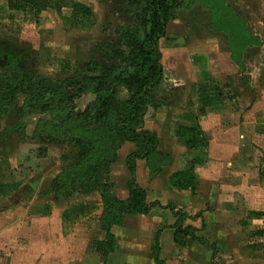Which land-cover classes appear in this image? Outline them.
Segmentation results:
<instances>
[{
	"label": "rangeland",
	"instance_id": "rangeland-1",
	"mask_svg": "<svg viewBox=\"0 0 264 264\" xmlns=\"http://www.w3.org/2000/svg\"><path fill=\"white\" fill-rule=\"evenodd\" d=\"M11 2L17 4L14 0H0V45L23 54L19 68L35 80L53 85L78 83L85 88L86 93L77 100L80 109L95 100L93 90L108 89L115 76L128 77L132 73L129 57L137 53L144 36V0H47L49 8L41 11L30 6L13 10ZM215 4L216 0H187L172 11L168 28L179 35L189 32V55L213 49L217 44L225 47L231 37L232 33L219 31L213 21V9L219 8ZM226 4L228 13L246 18L242 24L247 22L248 30L258 34L264 45V0H225ZM6 60L7 55L0 58V74L8 66ZM259 62L264 78V49ZM91 78L97 80L93 82ZM260 89L254 104L259 124L255 128L253 122L254 127L247 130L250 150L241 158L230 150L232 165L221 166L224 169L219 170V179L202 186L199 206H182L190 217L188 223L199 228L196 236L203 242L187 237L188 245L178 248L164 238L163 254L168 264H264V85ZM29 91L28 86L23 88L0 114V176L4 180L18 178L24 188L36 176L56 177L65 164L62 155L70 152L64 136L59 138L63 144H53L43 130V123L53 121V117L24 106ZM186 93V97L191 96L190 89ZM168 94L178 97L166 82L156 90V103ZM125 95L121 89L120 98ZM120 148L108 158L110 174L106 181L116 182L122 193L126 191L127 175L122 160L125 150L119 158ZM168 151V160L184 159L189 163L188 152L182 147ZM165 166L168 169L163 176L167 177L179 164L168 162ZM138 179L155 194L162 190L143 171ZM83 186L79 182L80 190L69 200L78 222L73 220L72 226L63 227L59 216L53 217L52 227L41 229L39 235L64 238L57 251L69 258L67 264H96V259L100 264L102 259L92 248L93 243L106 237L99 223L102 201L97 192L86 193ZM212 186L218 191L210 197ZM56 210L62 212L63 207ZM72 219L69 217L67 222ZM176 221L167 209L126 218L123 226L115 229L117 252L107 264H156V240L162 231L159 228L174 226Z\"/></svg>",
	"mask_w": 264,
	"mask_h": 264
},
{
	"label": "trees",
	"instance_id": "trees-1",
	"mask_svg": "<svg viewBox=\"0 0 264 264\" xmlns=\"http://www.w3.org/2000/svg\"><path fill=\"white\" fill-rule=\"evenodd\" d=\"M14 1L17 4H9L13 10L27 6L38 11L49 8L47 0ZM144 2L141 21L144 36L137 45V53L129 57L132 73L128 77L115 76L108 89L93 90L96 98L84 109L78 107L77 100L86 93L85 88L78 83L53 85L35 80L19 68L23 54L0 45V58L7 55L8 65L5 72L0 74V114L28 86L30 91L24 106L53 117V121L43 123V130L49 133V142L53 144H63L59 138L64 136L70 152L62 155L65 164L54 178L50 192L56 200H71L74 193L80 190L78 184L81 182L84 185L82 189L86 187V193L95 191L100 195L102 214L99 223L106 237L101 242L93 243V246L105 258L116 249L113 228L122 225L126 216L148 215L155 208L168 209L176 218L173 228L179 246L188 245L187 237L203 242L196 236L198 229L184 225L190 218L184 211L175 204L164 206L160 202H149L146 190L137 181L139 160L146 161L151 175L161 173L169 161L160 151L159 136L146 129L145 120L149 107L156 104V90L164 81L161 40L167 36L172 11L187 0ZM215 6H219L213 9V21L217 23V28L226 34H233L228 40L229 44L243 41V24L236 15L228 13L229 6L225 5V0H216ZM90 80L94 82L97 79ZM121 89L126 92L124 98H120ZM176 134L186 140V146L193 151V158L192 166L175 172L170 183L179 190L194 189L196 179L193 167L206 161L209 141L195 126L180 125L176 128ZM125 142L133 143L136 149L126 158L129 196L122 200L113 192V184L106 180L110 174L108 158L113 150H118ZM155 249L156 263L164 264L160 259L158 238Z\"/></svg>",
	"mask_w": 264,
	"mask_h": 264
},
{
	"label": "crops",
	"instance_id": "crops-1",
	"mask_svg": "<svg viewBox=\"0 0 264 264\" xmlns=\"http://www.w3.org/2000/svg\"><path fill=\"white\" fill-rule=\"evenodd\" d=\"M237 19L246 21V18L241 16H237ZM241 36L243 37L241 42H232L230 45L227 41L225 47L217 44L218 46L213 49L189 55V47H187V41L191 40L189 32L179 35L170 33L167 28V36L161 40L164 68V81L161 87L168 82L171 91L175 89L178 97L174 99L168 94L166 98L150 106L145 127L159 136L160 151L164 156L171 153L168 148L173 150L175 147H182L188 152L189 163H186L184 159L181 161L174 158V162L169 160V163H177L179 166L166 177L163 174L167 171V166L161 173L151 175L146 161L139 160L137 162L138 183L139 174L143 171L148 174L150 180H153L157 188L162 189L160 193L155 194L139 183L146 190L149 202L157 201L164 206L175 204L179 209L190 205L192 209H195L201 203L199 199L203 196L202 186L205 183L209 186L210 182L219 179L220 173L218 172L224 169H221V166L232 165L230 150L238 153L236 158H241L240 155L250 150L247 130L249 127H254L253 122H255V128L259 124L254 104L259 100L261 85H264L259 62L264 45L258 34L248 30L247 22L243 24ZM249 54H252L250 58ZM236 86L239 88L241 86V89L238 91ZM188 89H190L191 96L186 97ZM186 102L188 105H185ZM180 125L198 127L209 141L206 161L193 167L196 179L194 189L179 190L170 183V178L175 172L192 166L193 151L186 146V140L176 134V128ZM241 132L243 133L240 134ZM135 149L133 143L125 142L119 151L120 158L121 152L125 150L122 160L127 175L126 191L121 193L117 190L118 184L114 181L112 183L113 192L122 200L129 196V172L126 158ZM54 178V176L51 178L36 176L35 180L24 188L21 186L23 181L20 179L4 180L0 176V262L6 264H67L69 258L57 251L58 244L62 245L64 238L56 237V235L43 238L39 235L41 229L52 227L53 217L57 219L59 216L63 227L72 226L71 221L78 219V214L73 216L75 208L72 207L71 201L56 200L50 192ZM217 191L212 186L209 196L216 195ZM60 206L63 207L62 212L56 210ZM157 210L165 209L155 208L148 215H129L124 221L129 217L149 216ZM69 217L73 219L67 222ZM188 220L185 222L186 225L199 229L188 223ZM122 226H116L112 230L116 239L115 229ZM159 230H162L157 237L160 259L164 264H168L163 254L164 238L165 240L170 239L173 245L180 247L175 241L173 226L159 228ZM92 249L102 259L100 264L109 263L117 252H112L105 258L96 249ZM154 260L156 262V253ZM192 260L195 261V258ZM97 261L96 259V264Z\"/></svg>",
	"mask_w": 264,
	"mask_h": 264
}]
</instances>
